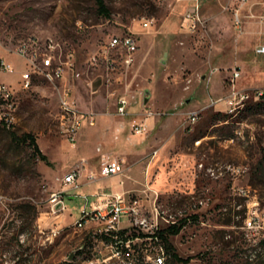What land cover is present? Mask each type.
Listing matches in <instances>:
<instances>
[{"label": "rangeland", "instance_id": "1", "mask_svg": "<svg viewBox=\"0 0 264 264\" xmlns=\"http://www.w3.org/2000/svg\"><path fill=\"white\" fill-rule=\"evenodd\" d=\"M106 2L110 17L98 12L97 0H0V59L10 56L16 65L14 73H0V82L14 89L16 102L14 108L1 111L11 120L0 116V195L13 200L9 216L0 207L2 244L12 245L17 230L28 228L31 264H66L73 252L77 264H89L90 259L110 252L96 233L99 223L78 227L52 213L50 195L66 185L58 172L79 167L83 160H69L78 150L73 151L59 123L63 88L40 74L25 88L22 77L27 65L14 49L25 39L53 38L63 43V54L75 51L81 72L79 78L70 73L60 85L70 83L79 109L95 113L97 119L128 117L118 113L122 95L132 102L128 113L156 110L165 112L162 119L179 108L198 105L199 118L185 129L184 143L197 151L196 166L206 185L193 194L172 192L158 206L163 215L177 220L197 215L170 236L189 264H251V255L264 252V245L255 244V237L243 227L250 198L237 189L250 187L264 206V96L252 97L234 110L213 101L229 94L235 68L242 73L237 85L264 89V52L259 51L264 47V0H199L203 22L195 32L182 30L181 23L197 0ZM145 17L155 19L153 28H143ZM131 32L137 36V47L129 63L127 52L111 48L109 40ZM147 96L152 100L145 103ZM12 132L32 133L50 162L43 161L31 143L14 139ZM137 137L149 141L148 136ZM200 163L223 174L214 178ZM135 197L147 211H154V204ZM200 197L204 204L199 203ZM75 215L81 217L78 211ZM12 218L20 222L14 224ZM39 225L60 228L61 233L44 242ZM162 226L168 227L165 221ZM257 262L264 264V259Z\"/></svg>", "mask_w": 264, "mask_h": 264}, {"label": "built area", "instance_id": "2", "mask_svg": "<svg viewBox=\"0 0 264 264\" xmlns=\"http://www.w3.org/2000/svg\"><path fill=\"white\" fill-rule=\"evenodd\" d=\"M249 0H243L246 3ZM203 22L201 17V8L199 0H197L194 8L187 12L182 23L181 29L184 31L195 32L199 23ZM237 24L241 23L239 13H236ZM154 18H143V28L149 30L154 27ZM42 45H49V53H42ZM111 48H122L127 52V62L133 61V51L137 47V36L134 32L124 35L115 34L109 40ZM59 47H63V43L57 39H50V42H40L36 37L25 39L14 49V52L25 60L27 68L23 72L22 82L25 88L31 87L35 74L43 75L47 80L52 82L56 88L62 89L60 94V106H67V114H59V123L61 130L68 138L69 142L75 146L78 135L86 122L90 125L96 124V116L93 112H85L79 109L76 98L72 91L70 83L63 87L60 85L62 81L68 79V75L73 73L75 78L81 77V72L77 70V57L74 50H66V54H59ZM264 52V47L259 49ZM95 64L97 63V57ZM16 65L12 61H7L5 58L0 59V73H14ZM240 68H235L230 77V92L224 97H220L213 101V104H227L229 109L237 107V100L246 97L247 94L262 92L264 89L248 90L242 89L237 85V81L241 76ZM15 92L14 89L6 83L0 82V116L6 117V120H11L5 113L2 115V110L5 107L12 109L15 107ZM132 102L126 95H122L118 100V113L127 115L128 109ZM201 110L191 111L187 121L191 124L196 123ZM165 112L146 109L143 112L146 117L161 116ZM135 135L147 136L149 133L146 121L144 119L134 123L132 127ZM125 161L120 157L104 156L101 162L100 173L102 176H112L125 171ZM201 168L204 167L200 163ZM205 168V167H204ZM233 168V167H232ZM206 173L214 178H219L223 172L216 167H206ZM239 172V168H233ZM95 178V175H91ZM80 177V168L74 167L66 175L62 177L65 184H71L78 187V179ZM237 193L241 196L250 198L247 207L248 216L244 219L243 227L255 237V244L264 245V206L257 198L252 195L250 187H238ZM64 191H54L50 195V204L52 213L59 215L68 208L64 199ZM88 202V195H84ZM200 204H204L203 197L199 199ZM11 204L13 200H6V196L0 195V207L3 208L7 216L11 212ZM154 211H147L139 198H129L124 194L116 193L105 198V201L100 202V198L94 203L86 204L81 209V217L77 218L74 225L77 226L80 221L87 220L92 215H99V230L96 232L102 236L101 243L109 249V253H103L96 258L90 259V264H173L171 262V254L169 253L164 238L160 231L163 228L162 221L167 223V226L179 223L180 219L163 215V211L158 206V201L154 204ZM117 215V224L110 228H101V220L103 216ZM182 219V218H181ZM14 224L20 220L12 218ZM123 220L129 221V227L126 228L125 234H122L124 228L121 227ZM192 222V218L188 217V224ZM7 234L9 231H5ZM39 232L43 234L44 242H52L60 233L61 229L56 227L42 228L39 225ZM5 234V233H4ZM31 231L25 228V231L17 230L15 243L12 245H3L4 237L0 235V260L3 264H10L17 257H25V264H31L33 255L30 253ZM108 237V238H105ZM6 253H13V260H6ZM264 259V252L257 255L252 254L250 257L251 264H261L258 260ZM66 264H77L75 259H67ZM205 264V263H204Z\"/></svg>", "mask_w": 264, "mask_h": 264}, {"label": "crops", "instance_id": "3", "mask_svg": "<svg viewBox=\"0 0 264 264\" xmlns=\"http://www.w3.org/2000/svg\"><path fill=\"white\" fill-rule=\"evenodd\" d=\"M9 57L5 59L11 61ZM241 77L242 74L238 81ZM240 88L249 90L246 87ZM192 102L193 100L187 104ZM197 107L198 105L183 110L179 108L164 119L161 116L146 117L143 111L140 115L137 112L128 113V117L121 119L96 117L95 125L86 122L84 125L87 124L88 128L82 131V127L76 145L71 144L73 151H78L76 156L70 157L69 160L73 163L83 160V163L79 166V186L66 184L60 189L64 191V199L68 205V208L58 215L61 221L74 224L78 218L75 211L81 214L84 205L94 203L98 198L103 202L105 198L116 193L129 198L140 196L144 202L155 204L175 191L190 194L196 190L202 191L206 184L200 178L196 166L198 153L195 148L192 149L184 143L185 129L191 125L187 117L191 111H199ZM142 119L146 121L149 130V141L146 142L139 141L138 135L129 130L135 122ZM79 139L81 144H78ZM107 155L124 159L125 171L112 176H102L101 162ZM72 169L64 168L58 175L63 177ZM92 173L95 178L91 176ZM84 195H88V202ZM121 227L128 228L129 221L123 220Z\"/></svg>", "mask_w": 264, "mask_h": 264}, {"label": "trees", "instance_id": "4", "mask_svg": "<svg viewBox=\"0 0 264 264\" xmlns=\"http://www.w3.org/2000/svg\"><path fill=\"white\" fill-rule=\"evenodd\" d=\"M97 4H98V12L101 15H104L106 17L111 16V9L109 8L106 0H97ZM12 136L14 139H19L23 142L31 143L34 147V150L39 155V157L43 161H46L47 163L50 162L48 155L42 151V149L40 148V146L37 142L36 137L32 133H25L24 135L19 136L16 133L12 132ZM191 217L194 219L198 218L197 215H192ZM186 222H188V217L182 218L179 220V223L174 224V225H170V226H168V227H166L160 231L161 236L165 240L166 247H167L169 253L171 254V262L173 264H189V261H190L189 258H183L177 253L173 243L170 240V236L174 235V234H178L182 230V228ZM125 232H126V229L122 230L121 233L125 234ZM105 238H108V237H105Z\"/></svg>", "mask_w": 264, "mask_h": 264}, {"label": "bare ground", "instance_id": "5", "mask_svg": "<svg viewBox=\"0 0 264 264\" xmlns=\"http://www.w3.org/2000/svg\"><path fill=\"white\" fill-rule=\"evenodd\" d=\"M51 39H53V38H51ZM46 42H50V39H48ZM42 53H49V45H42ZM59 54H63L62 53V47H59ZM31 85H32V81H31ZM263 96H264V91L257 92L254 94H247L246 97L237 100V107L239 105L245 104V102L252 97H254L256 99H260ZM237 107H234V108H237ZM234 108H233V110H234ZM60 114H67V106H61L60 107ZM88 223H99V215H92V216H90L89 219L80 221V223H78L77 226L78 227H84ZM101 224L104 225L105 228H110V227L116 226L117 215L103 216V218L101 220ZM6 260H13V256L11 255V253H6ZM24 263H25V257H17L16 260H14L13 263H10V264H24Z\"/></svg>", "mask_w": 264, "mask_h": 264}, {"label": "water", "instance_id": "6", "mask_svg": "<svg viewBox=\"0 0 264 264\" xmlns=\"http://www.w3.org/2000/svg\"><path fill=\"white\" fill-rule=\"evenodd\" d=\"M147 92H150L149 90H147ZM149 96H147L146 98H145V103H147L148 101H149ZM74 257H75V252H73V253H71V255L69 256V259H74Z\"/></svg>", "mask_w": 264, "mask_h": 264}]
</instances>
